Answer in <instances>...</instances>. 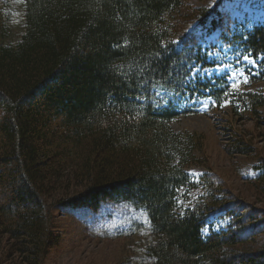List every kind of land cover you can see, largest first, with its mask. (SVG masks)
Masks as SVG:
<instances>
[{"label": "trees", "instance_id": "obj_1", "mask_svg": "<svg viewBox=\"0 0 264 264\" xmlns=\"http://www.w3.org/2000/svg\"><path fill=\"white\" fill-rule=\"evenodd\" d=\"M183 2L0 0V248L10 245V264L45 263L60 242L52 210L94 214L108 202L151 221L117 233L135 243L122 264H264V209L232 201L213 173L177 206V189L198 186L186 167L203 143L171 125L194 94L225 98L228 84L193 79L218 44L250 53L264 75V24L238 23L219 2L190 12L196 25L179 35L170 18ZM246 89L232 104L257 114L264 92ZM256 163L264 185V158ZM215 214L225 229H213Z\"/></svg>", "mask_w": 264, "mask_h": 264}, {"label": "rangeland", "instance_id": "obj_2", "mask_svg": "<svg viewBox=\"0 0 264 264\" xmlns=\"http://www.w3.org/2000/svg\"><path fill=\"white\" fill-rule=\"evenodd\" d=\"M218 1L184 0L181 10L170 18L173 24H178V34L195 26L190 12L200 7H214ZM226 9L233 19L242 23H264V0H228ZM237 54L235 50L223 49L218 44L215 49L216 64L202 75L208 79L226 78L229 69L216 71L221 64L243 66L247 72V62L241 60L240 65H236ZM217 82L219 85L225 84L224 81ZM245 85L241 84L240 87ZM248 85L246 90L264 92V75L250 76ZM198 103L196 110L184 113L171 123L175 131L200 135L202 138L203 150L196 155V162L188 165L186 170L197 173L210 171L222 181L227 196L264 209V185L253 180L256 161L264 158V107L257 114H242L239 107H234L232 103L223 108L213 107V102L204 98ZM186 104H190V101ZM203 105H208L207 109ZM234 145L250 147L251 153L235 154ZM197 193L198 190L194 189L184 196L195 197ZM52 216L60 242L50 250L44 264H122L128 259L129 250L135 243L133 238H118L117 233L137 223L146 225L141 210H135L125 203L108 202L94 214L86 209L68 214L52 210ZM251 248L257 249L258 245L245 247ZM9 249H3L5 253L2 254L0 248V261L3 264H10L5 258Z\"/></svg>", "mask_w": 264, "mask_h": 264}, {"label": "snow or ice", "instance_id": "obj_3", "mask_svg": "<svg viewBox=\"0 0 264 264\" xmlns=\"http://www.w3.org/2000/svg\"><path fill=\"white\" fill-rule=\"evenodd\" d=\"M211 55V54H210ZM238 58L236 60V65H240L241 60L247 62V72L245 71V68L243 66L241 67H234L232 64H227V65H219L216 71H219L221 68H227L229 69V72L227 74L226 79L231 81L229 84L228 88L224 91L223 95L225 99L223 102H221L218 106L223 108L227 107L229 104L233 102V99L235 98V94L240 91V85L241 84H248L250 82V76L252 75H260L259 72H253V68H257L259 66L258 60L256 58H253L252 55L246 54V55H241L237 54ZM205 72H208L207 69L204 70ZM155 87V86H153ZM168 95H171V93H168ZM156 96L159 97V100L167 103V101L164 99V95L161 94V92L157 91ZM176 96H179V93H176ZM138 99H141L142 97H137ZM147 98V97H144ZM208 99H211L209 96ZM154 103H157V101L154 100ZM205 109H207L208 105H203ZM213 107L217 106L215 102L212 104ZM203 175L202 173H197L195 171H191L188 173L189 177L195 178L196 181H199L200 176ZM177 192L180 191V189L176 190ZM177 206L183 205L184 201L181 200L179 197H174ZM141 213L144 218V223L148 226H151V221L148 218V213L141 209ZM184 213L181 212V216H183Z\"/></svg>", "mask_w": 264, "mask_h": 264}]
</instances>
